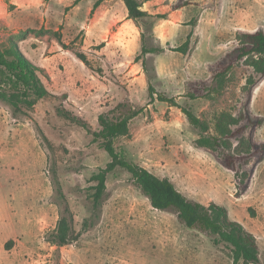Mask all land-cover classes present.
<instances>
[{
    "label": "rangeland",
    "instance_id": "1",
    "mask_svg": "<svg viewBox=\"0 0 264 264\" xmlns=\"http://www.w3.org/2000/svg\"><path fill=\"white\" fill-rule=\"evenodd\" d=\"M28 1H36L31 13ZM96 1L0 0V49L14 40L52 93L15 117L0 101V264H232L230 246L186 227L174 210L154 208L121 167L107 173L93 208L90 177L110 157L56 107L96 131L99 114L120 102L141 110L115 148L171 180L188 199L225 207L255 237L259 262L251 264H264V75L249 97L242 86L251 69L243 64L233 65L221 92L211 88L216 62L228 61L236 46L235 33L264 30V0H138L151 16H126L132 22L120 29L123 1ZM141 32L146 46L163 51L143 54ZM188 33L186 53L173 51ZM143 60L155 66V78L147 77ZM149 85L211 130L221 111L238 117L231 129L245 128L223 150L198 147V128L179 107L151 99ZM208 87L202 97L186 96ZM226 155L234 157L235 169L224 164ZM65 207L76 238L57 245L51 233Z\"/></svg>",
    "mask_w": 264,
    "mask_h": 264
},
{
    "label": "trees",
    "instance_id": "2",
    "mask_svg": "<svg viewBox=\"0 0 264 264\" xmlns=\"http://www.w3.org/2000/svg\"><path fill=\"white\" fill-rule=\"evenodd\" d=\"M122 1L126 7L128 18L138 20L151 16L146 10L141 9V3L138 0ZM99 2L100 0H97L94 6ZM158 17L164 18L163 15H158ZM189 37L190 33L187 34L185 41L181 45L173 48V51L185 54L188 49ZM140 38L143 54L163 51V48L159 45L146 46L147 37L144 32L140 33ZM235 40V48L231 53L227 54L229 56L228 61L216 62V69L212 71L211 75L214 86L211 88L218 93L221 92L226 86L228 73L233 65L243 64L251 69V73L245 78L242 86L243 91L249 97L254 86L264 75V30L237 31ZM77 56L87 65L82 53L77 54ZM142 67L147 72L149 79L156 77L154 65L149 67L146 60H143ZM40 71V67L24 56L14 40H9L8 44L3 49H0V101L10 106L14 117L19 112H24V108H31L36 99L52 95L44 86L39 75ZM211 88L209 89L208 87L205 93L202 91L200 94L190 90L187 91L186 96L190 99L202 97L211 91ZM148 91L151 99L156 98L159 101L167 102L169 105L179 107L187 121L198 128L199 137L195 141L198 147L215 151L217 149L223 150L228 145L230 137L245 128V125H242L235 130L231 129L232 124L239 122L238 117H234L229 112L221 111L214 116L215 122L211 130L207 121L201 119L191 109L179 105L174 97H169L164 93H157L151 85H149ZM140 110L131 107L128 103L120 102L110 112L99 114V129L92 131L86 120L62 105L56 107V112L59 116L90 132L93 136V141H98L110 157L106 166L99 168L90 177V180L94 181L91 186V189L94 190L91 193L93 208L100 205L105 193L107 173L116 167H121L130 173L133 182L140 187L154 208L174 210L177 218L186 227L205 230L215 236V243L222 241L230 246L232 264L258 263V246L254 235L247 231L238 221L231 220L225 207L214 202L205 205L188 199L174 186L171 180L154 175L146 168L128 160L122 151L115 148L114 141L117 137L129 136V122ZM251 147L253 151L256 148L253 143ZM225 158L224 164L235 169L233 164L234 157L226 155ZM246 185L244 182V188ZM72 220L71 211L65 207L64 213L59 217L57 225L51 233V240L55 244L65 245L76 238L71 227Z\"/></svg>",
    "mask_w": 264,
    "mask_h": 264
},
{
    "label": "crops",
    "instance_id": "3",
    "mask_svg": "<svg viewBox=\"0 0 264 264\" xmlns=\"http://www.w3.org/2000/svg\"><path fill=\"white\" fill-rule=\"evenodd\" d=\"M147 1H159V0H147ZM32 2H36V1H28V5L30 6L28 9V11L31 13V10H33V5H31V4H34V3H32ZM124 4V3H123ZM121 5H122V3H121ZM123 6V5H122ZM125 6V5H124ZM124 6L122 7L123 9H122V23H121V25L120 26H118L119 27V29L124 25V24H129L130 22H132V20H130V19H126V16H127V10H126V7L124 8ZM117 22V21H116ZM157 61V60H156ZM157 69L159 70V66L157 65Z\"/></svg>",
    "mask_w": 264,
    "mask_h": 264
}]
</instances>
